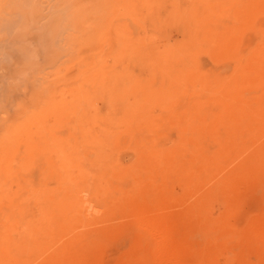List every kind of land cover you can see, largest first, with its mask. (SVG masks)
Instances as JSON below:
<instances>
[{
	"label": "rangeland",
	"instance_id": "rangeland-1",
	"mask_svg": "<svg viewBox=\"0 0 264 264\" xmlns=\"http://www.w3.org/2000/svg\"><path fill=\"white\" fill-rule=\"evenodd\" d=\"M28 261L264 264V0H0V264Z\"/></svg>",
	"mask_w": 264,
	"mask_h": 264
},
{
	"label": "bare ground",
	"instance_id": "bare-ground-1",
	"mask_svg": "<svg viewBox=\"0 0 264 264\" xmlns=\"http://www.w3.org/2000/svg\"><path fill=\"white\" fill-rule=\"evenodd\" d=\"M257 3H258V2H257ZM253 5H255V4H253ZM256 5H257V4H256ZM253 7H254V6H253ZM244 9H245V8H244ZM245 10H246V9H245ZM252 10H253V9H252ZM246 13H247V11H246ZM245 26H246V25H245ZM255 26H256V24H255ZM247 28H248V27H247ZM260 29H261V28H260ZM257 31H258V30H257ZM243 34H244V33H243ZM258 34H259V33H258ZM255 43H256V42H255ZM242 44H243V43H242ZM257 44H258V43H257ZM255 62H256V61H255ZM249 63H250V62H249ZM256 64H257V63H256ZM258 65H259V63L257 64V66H258ZM259 66H260V65H259ZM262 66H263V65H262ZM250 68H252V67H250ZM259 68H261V67H259ZM259 68H258V69H259ZM242 73H243V74H242V75H243L242 77H243L244 79H245L247 76L251 75V72L249 73V70H248L246 73H245V70H243ZM244 73H245V75H244ZM248 73H249V74H248ZM253 73H254V72H253ZM253 73H252V75H253ZM255 74H256V73H255ZM252 75H251V77H252ZM244 76H246V77H244ZM254 77H255V76H254ZM247 79H248V78H246V80H247ZM259 79H260V77H259ZM261 80H262V78H261ZM242 81H245V80L242 79ZM249 81H251V80H249ZM256 81H257V80H255V83H253V85L256 84ZM245 82H246V81H245ZM245 82H244V83H245ZM242 83H243V82H242ZM249 83H250V82H249ZM249 83L247 82V84H249ZM245 84H246V83H245ZM247 84L245 85L246 88H245V87L243 88V85H244V84H242V90L244 91V94H245V102H246V106H247V99L250 98L249 95L246 96V93H248V92H247V89H249V87H247V86H248ZM249 85H250V84H249ZM251 87H252V86H251ZM251 87H250L249 90H252ZM247 97H249V98H247ZM249 102H250V101H249ZM247 107H248V106H247ZM247 107H246V108H247ZM248 108H249V107H248ZM248 108H247V109H248ZM204 137H205V136H204ZM221 137H222V136H221ZM200 138H201V137H200ZM202 139H203V138H201V141H200V142H202ZM208 139H210V138H208ZM205 140H206V139H205ZM203 142H204V141H203ZM209 142H210V141H209ZM211 142H212V141H211ZM226 143H227V142H226ZM240 145H242V144L240 143ZM245 146H246V145H245ZM216 147H217V146H216ZM216 147H215V148H216ZM243 147H244V146H243ZM222 148H223V147H222ZM224 149H225V148H224ZM204 150H206V149H204ZM260 150H261V149H260ZM206 151H207V150H206ZM206 151H205V152H206ZM213 151H214V149H213ZM244 151H245V150H244ZM207 152H208V151H207ZM209 153H210V152H209ZM211 153H212V151H211ZM229 158H230V157H229ZM232 158H233V156H232ZM217 159H218V158H217ZM253 159H254V158H253ZM251 160H252V159H251ZM252 161H253V160H252ZM226 162H227V160H226ZM250 162H251V161H250ZM253 162H254V161H253ZM251 163H252V162H251ZM208 169H209V168H208ZM210 169H211V167H210ZM213 169H215V168H213ZM207 171H208V170H207ZM210 171H212V169H211ZM216 172H217V171H216ZM218 172H219V171H218ZM199 174H200V173H199ZM218 180H219V179H218ZM83 212H84V211H83ZM75 236H76V235H75ZM62 245H63V244H62ZM57 248H58V247H57ZM61 250H62V249H61ZM63 251H64V250H63ZM55 252H57V251H55ZM28 264H29V261H28Z\"/></svg>",
	"mask_w": 264,
	"mask_h": 264
}]
</instances>
